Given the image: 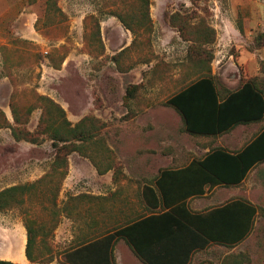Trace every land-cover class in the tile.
Wrapping results in <instances>:
<instances>
[{"label": "rangeland", "instance_id": "1", "mask_svg": "<svg viewBox=\"0 0 264 264\" xmlns=\"http://www.w3.org/2000/svg\"><path fill=\"white\" fill-rule=\"evenodd\" d=\"M150 2L151 21H142L138 0H57L59 10L49 9L48 0H0V190L26 186L20 201L2 211L10 212L13 225L32 220V228L44 227L51 237L61 218L52 211L60 194L110 195L114 169L101 176L94 163L120 168L125 176L119 204L131 203L140 214V179L153 181L162 169L184 166L216 147L239 149L264 128L263 119L218 136L192 134L167 103L209 73L221 95L247 80L264 92V44L254 42L264 32V0ZM112 9L137 33L106 14ZM171 16L187 27L186 37ZM207 28L215 32L207 36ZM48 99L63 107L73 124L84 117L95 120L96 134L83 148L87 156L72 152L67 167L57 161L49 134L38 131L45 109L52 110L51 121L56 114ZM12 128L38 131L41 143L16 140ZM207 197L204 206L243 198L258 212L242 242L212 244L197 252L192 264H223L230 255L243 264H264V161L240 185L212 188ZM121 216L113 208L108 218L126 221ZM122 257L134 264L133 253Z\"/></svg>", "mask_w": 264, "mask_h": 264}, {"label": "trees", "instance_id": "2", "mask_svg": "<svg viewBox=\"0 0 264 264\" xmlns=\"http://www.w3.org/2000/svg\"><path fill=\"white\" fill-rule=\"evenodd\" d=\"M138 1L141 6L137 16L142 21H151L150 0ZM48 7L59 10L57 0H48ZM106 14L116 16L134 34L137 33L136 28L118 9H112ZM170 21L178 26L181 35L186 37L187 27L176 22L172 16ZM239 29L243 31L241 25ZM209 31L215 32L214 28H207L204 30L207 36H210ZM97 35L98 39H101L99 30ZM254 42L256 46L263 45L264 32L258 33ZM47 103L51 104L56 114L51 121L48 116L52 114V110L45 109L38 131L49 134L56 149L57 161L67 167L68 156L72 152L77 151L85 155V143L92 140L96 134L95 120L84 117L73 124L67 118L63 107L51 99H48ZM167 103L180 113L186 131L198 135L224 134L240 124L256 123L264 119V92L254 80H247L237 89L221 95L213 76L209 73L190 82L169 97ZM91 121L92 123H89ZM38 131L18 132L16 128H12L16 140L24 139L36 144L41 143ZM263 161L264 128L236 151L216 147L203 158H193L185 166L162 169L155 178V186L147 185L144 191L147 201L154 209L151 215L133 224L127 223L126 226L93 241L85 242L86 244L66 255L67 261L70 264H117L114 249L120 238L126 239L145 264H192L194 253L212 244L229 247L239 244L253 228L258 212L256 205L243 198H232L220 205L196 212L189 207L188 199L204 194L207 186L212 188L217 185H240L248 173ZM94 164L100 174L114 169L113 182L120 185V180L125 175L119 174V167L110 165L102 168ZM25 188L24 185H13L0 190V211L7 210L15 202H19V196ZM159 208L163 211H159ZM31 223L32 220L26 223V251L29 259L36 261L31 254V245L36 235ZM243 263V260L233 255L223 261V264ZM0 264L18 263L0 260ZM201 264L214 263L204 261Z\"/></svg>", "mask_w": 264, "mask_h": 264}, {"label": "crops", "instance_id": "3", "mask_svg": "<svg viewBox=\"0 0 264 264\" xmlns=\"http://www.w3.org/2000/svg\"><path fill=\"white\" fill-rule=\"evenodd\" d=\"M159 174L160 172L158 175ZM100 175L102 176L104 174ZM8 177L10 178L11 174H8L7 179H9ZM140 180L142 181V183L139 182L140 186L138 188V211L141 212L140 214L132 210L133 206L131 203L125 202L124 204L123 202L122 204H119L120 200L117 196L121 194L124 188L114 182L113 184L115 187L112 188L110 195L102 190H87L86 192L78 191L68 195L60 194L58 204L55 206L53 205L52 208L53 213H55L56 216L60 214L61 217L59 223L55 224L53 228V235L47 237L46 233L43 232H47L48 229L45 230L44 227L40 226L33 228L36 235L31 245V254L37 259L36 261H31L27 255L28 230L26 225L23 223L13 225L11 215L8 214L10 212L6 213L0 211V260L11 261L18 264H70L66 259V255L76 248L86 244L85 242L93 241L108 232H114L115 230L126 226L127 223L133 224L134 222L151 215L154 209L151 208L152 205L147 201L144 191L147 185L155 186V179L153 181L144 179ZM138 181L139 180H137V182ZM218 186L223 185H217L212 188ZM212 188L207 186V191L204 194L190 197L188 199L189 207L196 212H202L212 207L213 205H203V200L209 198L207 196ZM62 199H65V201ZM193 199L196 201L194 204L190 202ZM230 199H232V197L227 200ZM113 208H116L118 213L122 215L121 217H124L126 221L121 219L118 221L117 218L116 220L110 221L108 215L109 212L112 213ZM158 210L163 211L162 208H159ZM55 221L56 219H54V223ZM16 240L21 243L19 258L11 256L12 244L15 243ZM199 251L194 253L193 258ZM125 252L133 253L135 256L133 261L134 264H145L135 254L126 239L120 238L114 249L117 264H131V262H127L123 259L122 256Z\"/></svg>", "mask_w": 264, "mask_h": 264}, {"label": "bare ground", "instance_id": "4", "mask_svg": "<svg viewBox=\"0 0 264 264\" xmlns=\"http://www.w3.org/2000/svg\"><path fill=\"white\" fill-rule=\"evenodd\" d=\"M21 240V239H20ZM21 247V243L20 241L16 240L15 243L12 244V252H11V256L14 258H19V252H21L20 250ZM22 254V253H21Z\"/></svg>", "mask_w": 264, "mask_h": 264}]
</instances>
